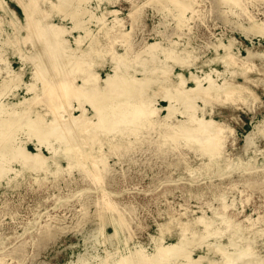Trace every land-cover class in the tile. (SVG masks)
<instances>
[{
    "label": "rangeland",
    "instance_id": "374dc122",
    "mask_svg": "<svg viewBox=\"0 0 264 264\" xmlns=\"http://www.w3.org/2000/svg\"><path fill=\"white\" fill-rule=\"evenodd\" d=\"M153 1L155 0H105L102 3H98L96 0H90L94 8L97 9L99 7L94 11L95 15L101 14L102 10H119L120 18H124L126 30H131L132 25L137 24L131 39L134 46L130 50V55H134V51L139 50L144 40L153 41L154 39H159L153 33L154 30L152 29L154 27L160 29L163 32V36L169 39L181 40L185 45L190 43L195 47L196 55L199 56L197 66L192 63L175 65L174 72L176 74L183 72L186 76L190 77L189 71L196 72L198 70L196 67L202 66L203 62L208 58H214L216 56L215 51L208 46H211L210 44L217 37L222 38V41L226 43H228L229 39H235L234 51L242 55H247L248 47L252 48L254 45L259 46L260 44L264 47V37L251 34L250 36H246L245 31L240 27L241 25L248 27L251 23L250 17L264 20V0H241V7L232 4L233 9L228 11V13L222 12L228 6L215 7V0H192L200 12H197L193 16L190 11L187 14L188 17L192 16L188 23L191 28L187 26L180 28L177 26L175 18L171 15V8L160 9V11L156 9L157 11H155L154 4L150 3ZM3 2L7 3H4V9H0V14L5 21L1 28L7 33H11L12 37L15 35H18V37L20 35L27 36L30 33L34 35H29V42L25 39V43L27 41L26 44L24 43V39L19 44L23 47V52L27 53L28 57L24 59H21L20 54L15 51L12 45H4L0 41V55H4L7 62L10 61L9 63H11L12 68L19 72H24V80L31 82L33 80L32 73L35 69V64L39 62L45 64L44 61L47 59L52 64L51 67H53L51 68V72H48L50 88L48 87L47 91L49 94L52 91L51 89H55V87H51L56 83H60L58 79L62 75L67 78L69 82L66 81V83L70 87L72 86V88L76 82L81 83L82 79L73 76L76 66L74 62L82 54V50H89L90 39L87 38L81 43L76 42L75 37L83 33V31L74 29L75 22L72 20V17L67 14L63 17L57 16L59 13L63 14V12L57 13V11H55L56 15L51 17L50 11H48L50 10L49 4L37 3L38 8H35L31 14H27L23 0H4ZM136 5L141 6L140 15L136 18L130 17ZM171 7L173 8V5ZM16 10L20 11V16ZM27 15L28 17L26 18ZM86 19L89 20L90 17L86 16L83 21H86ZM107 19L108 22H111L113 15L109 14ZM134 19L137 21H134ZM27 22H30V24ZM51 23H61L65 29L72 31L71 34L66 35L69 45V48L66 50L71 49L70 54H64L62 51L63 53L56 58L51 54L52 49L44 45L48 43L47 39L51 38V31L49 32V25ZM27 24L28 26L33 25L34 32H28L29 29L27 30V28L30 27ZM85 24H89L93 30L97 31V26L91 20ZM45 27L47 28L45 29ZM35 32L38 34L40 41L37 38L38 36L34 34ZM7 33L5 35L0 30V39L7 36ZM43 34H46V37H43ZM179 35L182 37L179 38ZM41 41L44 43H41ZM111 44L112 41L103 39V45L107 46L104 47L105 51L106 49H110ZM34 45H37L40 49L36 46L37 50ZM111 49L124 52V47L120 45V42L113 44ZM58 50L59 48L55 49L56 52ZM36 51L37 53H35ZM33 53H35V57ZM31 56L32 59L34 58L35 64H31L34 62L30 59ZM89 58H93L94 62L97 63L98 66L96 67L100 69L99 73L101 72V77H106L107 73L112 72L117 67V63L112 62L111 53L99 56L98 53L91 51ZM212 65L220 71L225 70L222 63H213ZM1 67H4V64H1ZM56 67L58 68L56 69ZM135 67L137 70L141 69V66ZM263 68L264 60L256 59L252 65L231 69L218 78L214 76L217 83L221 84L225 80L240 84L259 95V101L256 102L231 101V99L229 101L227 99L223 102H213L216 112L213 113L214 118L217 120L225 119L236 129L235 135L238 140L239 149H243L246 142L245 137L264 118V73L260 71ZM204 70L208 71L209 67L205 65ZM232 70H235V72L231 74ZM133 71L134 68L130 70L131 73ZM40 72L43 76L47 75L43 68H40ZM54 72L57 76L54 75ZM138 74L140 75V73ZM1 75L4 77L5 73ZM2 77L0 76V83L3 81ZM51 77L52 79H50ZM172 78L176 80L175 76H172ZM37 83L42 89L43 80H39ZM189 85L192 86L194 83L190 81ZM25 90V87L18 90L21 94L20 97L25 95L27 91ZM154 90L156 91L154 95L156 96V105L159 107L167 106L168 102L163 98L164 93L162 90L157 86ZM60 91L63 99L58 100L55 98L53 101L47 93L48 96H43L44 104L35 105L33 108L41 112H48L52 107H56L55 104L63 102L69 108V112L73 111L72 113L79 114L78 110L74 108L81 104L79 102L80 98L73 99L74 96L70 98L66 95L67 91H62V89ZM49 98L53 101L52 106L48 102ZM76 102H79V104ZM196 103L197 106L205 104L201 97L196 99ZM46 104L49 105L47 106ZM86 105L92 111L93 107L89 103H86L85 107ZM212 108L209 106L206 110L209 111ZM209 113L206 115L208 118L210 117ZM182 116L179 113L177 117L181 119ZM50 118H53L51 113L47 115V119ZM157 135L158 133H154V138L150 136L142 137L140 143H131L125 138L119 140L118 144H116L117 142L113 143L114 141H110V143L104 144L102 151L86 152V156L82 151H78L80 149L74 150L72 154L74 162L76 164L85 163L90 168H92L90 165L92 157L103 156V153L109 157V161L113 166L105 173L98 174L96 172L97 178L76 169L71 174L62 173L56 178L49 176L48 181L39 184L35 181V178L38 177L40 179L45 175L26 170L24 176L16 177L11 185L8 186L6 182L0 183V264H101L103 261L112 263L113 255L117 259L122 258V256L127 257L130 254L131 257L128 256V259H121V264H129L134 260L133 257H135L131 254V250L135 251V255L137 252L141 253L143 251L153 253L159 250L160 243L168 244L178 240L180 237L179 227H173L160 240L161 236L158 224L169 220L170 214H176L175 211L181 210V206H184L193 210L189 214L190 217L200 216L202 210L207 211V214L211 216L212 212L208 209L206 201H213V195H219V193L226 195L227 203L233 206V212L236 213V217L234 216L235 218L231 220L232 222L230 221L231 224L228 222L220 225L225 235L222 242L227 243V239L230 238L231 234L232 237L236 235L234 239L239 241L240 230L246 225H254L255 229H264V190L257 188L247 189L244 188V185H241L242 181L240 182V179H243L244 176H249V173L246 172L249 168H236L231 177L227 176L223 180L216 178L217 175H203L191 178L185 170L187 161L194 168L201 167L202 161L195 157L193 153L187 154V156L174 155V152L177 154L179 152L176 150L171 153L172 149L168 148H166L167 157H163L161 153L165 148L157 144L162 142L161 139L156 137ZM34 140H30L28 143L29 149L33 152L36 149V141ZM255 143V149L261 150L262 153L256 152L254 160L249 158V155L254 156V153L248 152L242 157L244 164L254 163V169L264 164V136L261 134L256 136ZM98 147L99 145L96 144L93 148L98 149ZM158 147L161 149L158 150ZM229 148L233 147L228 144L227 149ZM43 151L47 156H50L49 152L45 151V149ZM230 151L232 150L230 149ZM183 152L187 151L184 149ZM60 162L62 165H67L64 159H60ZM234 163L235 160L231 162V165ZM16 167L22 169L18 165ZM253 171L255 174L251 175L255 178H264V170ZM97 182L99 185L96 184ZM231 182H238L236 189L226 188ZM104 190L107 192L102 193L101 191ZM104 195H107L111 203H108V200L105 201ZM213 202L214 205H218V202ZM106 204L112 208H108ZM247 217L255 220V224H253V221L248 220ZM184 219H186L185 216ZM113 234L115 236L111 237L110 235ZM254 234L252 232L247 233L246 237H248V240L240 242V244L249 245L252 248V253L240 255V258H238L239 263L255 264L258 262L257 264H259L263 262L264 230ZM208 239H212V237ZM99 255L103 257L100 258ZM200 255H205L208 258L216 260L217 264H221L224 261L222 253L210 251L205 243L201 249L197 248L194 252V257L198 258ZM254 255L256 257H253ZM242 256L247 257L243 258ZM165 258L172 259L173 257L165 256ZM179 258L182 261L183 258L181 256ZM127 260L128 262L131 261L128 263ZM172 263L178 264V259H172L169 264ZM204 263L208 264L207 262Z\"/></svg>",
    "mask_w": 264,
    "mask_h": 264
},
{
    "label": "bare ground",
    "instance_id": "6f19581e",
    "mask_svg": "<svg viewBox=\"0 0 264 264\" xmlns=\"http://www.w3.org/2000/svg\"><path fill=\"white\" fill-rule=\"evenodd\" d=\"M3 1L0 0L1 10L4 9L5 2ZM23 1L27 14H31L35 8L37 9V3H39L49 4L50 10L48 11H50L51 15H49L51 17L56 15L55 11H57V13L63 12V14L59 13V15H57L60 17L66 14L70 15L75 22L74 29L83 31V33L75 37L76 42L81 43L89 38L90 45L88 47L89 50L81 49L82 54L78 56L74 62L76 66L73 76L79 77L82 79V82H76V84H74L75 86L72 88V86L70 87V85H67L66 81H69L62 75L58 79L60 82L58 83L59 85L56 83L57 85L54 84L52 86L51 83V88L55 87V89H51L52 91H50V94L47 91V88H50L48 72H51V68L53 67H51L52 64L49 63L47 59L45 60L41 57L45 60V64L40 62L36 63L31 56L30 59L34 61L31 64H36L32 73L33 80L29 82L24 80V72H19L12 68L11 63H9L10 61L7 62L6 57L0 55V76L2 77L1 74L5 73V76L2 77L3 81L0 83V183L6 182L9 186L15 181L16 177L24 176L26 170L36 174L43 173L45 175L40 179L38 177L35 178V181L39 184L48 181L49 176H54L56 178L62 173L71 174L76 169L97 178L96 172L98 174L105 173L113 166L109 161V157L104 153L103 156L92 157L90 164L92 168H90L89 166L87 167L85 163L76 164L74 162L72 155L74 150L78 148L80 150H77L82 151L84 154L92 151L100 152L103 150L104 144L110 143V141H114L113 143L117 142L116 144H118L119 140L125 138L131 143H140L142 137L150 136L154 138V133H158L156 137L161 139L162 142L157 144L165 148L161 153L163 157H167L166 148H168L170 150L172 149L171 153L176 150L179 152V154L174 152V155L187 156V154L193 153L195 157L202 161V166L198 168L192 167L189 161H187L185 170L189 173L191 178L203 175H217L216 178L223 180L227 176L231 177L236 168L245 167L249 168L246 171L249 173V176H244L245 178L243 177V179H240V182L242 181L241 185H244V188L247 189L257 188L264 190V178L258 179L253 176L255 174L253 170H264V164L254 169V163L244 164V159L242 158L250 152L254 153V156L250 154L249 158L254 160L256 152L262 153L261 150L255 149V138L260 134L264 136V118L259 121L254 129L245 137V146L243 149L241 148V150L238 148L237 144L238 140L235 135L236 129L225 119L217 120L213 116V113H216L213 102H223L227 99L228 101L231 99V101L242 100L243 102L259 101V95L253 93L250 89L225 80L221 84L217 83L214 76L218 78L231 69L252 65L256 59L264 60V47H262V44L259 46L254 45L252 48L248 47L247 55H242L234 51L235 39H229L228 43H226L222 41V38L217 37L214 42L212 41L210 44L211 46H208L215 51L216 56L214 58H208L203 62L202 66L196 67L198 69L196 72L189 71V77L183 72L176 74L174 72V67L175 65H183L186 63H192L197 66L199 56L196 55L195 47L190 43L185 45L181 40L169 39L163 36V32L160 29L154 27L152 29L154 30L153 33H155L156 37L159 39H154L153 41L144 40L139 50L134 51V55H130V50H132L134 46L131 39L137 24L132 25L131 30H126L124 18H120L119 10L105 11L101 9V14L95 15L94 11L99 7L96 6L97 9L94 8L90 0ZM96 1L102 3L105 0ZM150 3L154 4L155 11L171 8V15L175 18L177 26L180 28L185 26L190 27L188 24L189 20L194 14L200 12L192 0H155ZM215 3V7H221L223 5L228 6L227 9L222 10L223 13L231 11L233 9L232 4L241 7V0H215ZM171 5H173V8ZM140 9L141 6L136 5L130 17L136 18L140 15ZM189 11L192 14L190 17L187 15L190 13ZM15 13L13 14L15 15ZM109 14L113 15L111 22H108L107 19ZM86 16L90 17V19L83 21ZM27 17L28 15L26 18ZM90 20L97 26V31L95 29L94 31L89 24H85ZM250 20L251 23L248 27L240 24L246 36H250L251 34L264 37V20H259L254 17H250ZM134 21L137 20L134 19ZM3 23H5V21L0 14V30L6 35L7 32L1 28V26L3 27ZM27 23L30 24V22ZM49 26L51 38H48V43L44 45L52 49V56L57 58L63 52L64 54H70L71 49L66 50L69 48L66 35L71 34L72 31L65 29L64 25L61 23H51ZM28 27L32 29L27 28V30L29 29L28 32L33 31V25ZM43 27L42 29H44ZM47 27H45V29ZM31 34L32 33L29 35ZM34 34L38 36L36 32ZM47 34L49 35L48 32ZM29 35H20V38L18 35L12 37L11 33H7V36L1 38L0 41L4 45H12L15 51L20 54L21 59H24L28 56L27 53L23 52V47L19 44L23 39L25 43V39L28 40L30 37ZM43 35V37H46V34ZM181 37L182 36L179 35V38ZM37 38H39V36ZM49 39L50 41H48ZM103 39L110 42L112 41L109 50L106 49L105 51L104 47L107 46L103 45ZM36 41L38 40L36 39ZM117 42H120V45L124 47V52L111 49L113 44ZM39 43L38 45H40ZM41 43L44 42L41 41ZM36 46L35 48L37 49L38 46ZM57 48H59V50L56 52L55 49ZM91 51L98 53L99 56H105L106 53H111L112 62L117 63V69L114 68L112 72L107 73L106 77H101V72L99 73L100 69L96 67L98 66L97 63L94 62L95 60L93 58H89ZM35 53H37V51ZM35 53H33L34 57ZM213 63H222L225 70L220 71L214 68L212 65ZM1 64H4V67H1ZM205 65L209 67L208 71L204 70ZM135 66H141V69L137 70ZM40 68L45 69V74L48 76L41 75ZM57 68L58 67H56V69ZM132 68H134L133 73L130 72ZM260 71L264 73V68ZM233 72H235V70H232L231 74ZM138 73H140V75ZM172 76H175L176 80H174ZM50 79H52V77ZM39 80H43L42 89L37 83ZM190 81H192L194 85L190 86ZM156 86L164 93L163 98L167 100V106L159 107L156 105V96H154L156 92L154 88ZM24 87L27 91L25 90V95L20 97L21 94L18 90ZM61 89L62 91H67L66 95L70 98L73 96V99L80 98L79 102L81 104L79 106L77 105L75 108L73 106L75 110H78L79 114H74L72 113L73 111L69 112V108L66 107L63 102V104L61 102L55 104L56 107H52V109L48 108V112H41L33 108L35 105L44 104L43 96L47 95V93L51 96L53 101L55 98L58 100L61 99L63 97L60 91ZM200 97L205 102L203 106H197L196 99ZM48 100L50 106H52L53 101H51L50 98ZM79 102L76 103L79 104ZM86 103H89L93 107L92 111L90 108H87V105L85 107ZM46 105L48 106L49 104ZM209 106L213 108L207 111L206 109ZM49 113L52 114L53 118L47 119ZM179 113L183 115L181 119L177 117ZM208 113L210 115L209 118L206 117ZM33 139L36 141V149L33 148L35 149L34 152L28 147L29 141ZM96 144L99 145L98 149L93 148ZM228 144L233 148L227 149ZM44 149L49 152L50 156L44 153ZM159 149L161 148L158 147V150ZM184 149L187 152H183ZM230 149L232 151H230ZM82 152L80 153L82 154ZM86 158L88 159V157ZM60 159H64L67 165H62ZM233 160H235V163L231 165ZM16 165L20 166L22 169H18ZM227 170L228 172H226ZM96 184H98V182ZM237 185L238 182H231L226 188L228 189L230 187L231 189H236ZM101 192L106 193L107 191L104 190ZM242 192H244V190H242ZM104 199L105 201L108 200V203H111L107 195H104ZM212 199L218 202V205H214L213 201H206L208 209L212 212L211 216L207 214V211L202 210L200 216L190 217L189 214L193 212V210L189 207L181 206V210L175 211L176 214L169 215V220L158 224V230L161 236L160 240L162 236H164L166 232L171 231L173 227H179L180 237L176 242L168 244L160 243L159 250L153 253L143 251L141 253L137 252L135 255V251L131 250V254L135 257H133V261H129L130 263L128 260L127 262L129 264H169L172 259L176 258L178 259V264H205L204 262L208 264H217L218 262L216 260L208 258L205 255H200L198 258L194 257L195 250L197 248L201 249L205 243L210 251L223 254L224 261L221 264H244L241 262L239 263L238 258H240V255L243 253H252V248L249 245H244V243L240 244V242L248 240V237H246L247 233L252 232L257 234L264 229H255L254 225H246L243 226L241 230L239 229L241 234L238 238L239 241L234 239L236 235L232 237V234H229L230 238L227 239L228 242H222L223 236L225 235L220 225H224L233 220V218L236 217V213L233 212V206L227 203L226 195L222 193H219V195L214 194ZM106 205L108 208L111 207H109L108 204ZM184 216L186 219H184ZM247 219L253 221V224H255V220H252L250 217H247ZM237 226L239 225L237 224ZM237 226L235 225V227ZM110 236L112 237L115 235L113 234ZM209 237H212V239H208ZM256 255L253 257H256ZM128 256L131 257L130 254H128ZM165 256H171L173 258L166 259ZM179 256L183 258L182 261L179 260ZM102 257L103 256L100 258ZM113 257L112 263L103 261L101 264H121V259L127 258L122 256V258L116 259L114 255ZM258 257L260 256L258 255ZM259 264H264V260Z\"/></svg>",
    "mask_w": 264,
    "mask_h": 264
},
{
    "label": "crops",
    "instance_id": "0c3cea01",
    "mask_svg": "<svg viewBox=\"0 0 264 264\" xmlns=\"http://www.w3.org/2000/svg\"><path fill=\"white\" fill-rule=\"evenodd\" d=\"M20 10H21V8H20ZM16 12H17V14H19V16H20V11L18 10H16ZM8 20V19H7ZM18 58H19V56H18ZM14 59H16V58H14ZM19 60H20V58H19ZM16 61V60H15ZM20 63H21V61H20Z\"/></svg>",
    "mask_w": 264,
    "mask_h": 264
}]
</instances>
